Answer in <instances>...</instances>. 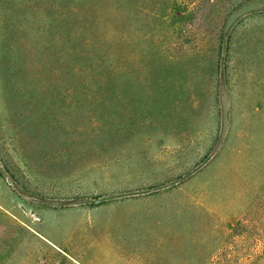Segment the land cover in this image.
<instances>
[{"label": "rangeland", "instance_id": "374dc122", "mask_svg": "<svg viewBox=\"0 0 264 264\" xmlns=\"http://www.w3.org/2000/svg\"><path fill=\"white\" fill-rule=\"evenodd\" d=\"M0 176V264H264V0H0Z\"/></svg>", "mask_w": 264, "mask_h": 264}, {"label": "crops", "instance_id": "0c3cea01", "mask_svg": "<svg viewBox=\"0 0 264 264\" xmlns=\"http://www.w3.org/2000/svg\"><path fill=\"white\" fill-rule=\"evenodd\" d=\"M20 200L11 185L0 176V210L15 219H21L23 214L19 210Z\"/></svg>", "mask_w": 264, "mask_h": 264}, {"label": "trees", "instance_id": "16d2710c", "mask_svg": "<svg viewBox=\"0 0 264 264\" xmlns=\"http://www.w3.org/2000/svg\"><path fill=\"white\" fill-rule=\"evenodd\" d=\"M101 41L99 37V72L106 74L108 73V71H111L112 66L110 65V62L113 60V57H111V54L107 53L109 52V46L104 44L103 42L100 43ZM112 90L113 87L107 83L99 85V92L110 93L112 92Z\"/></svg>", "mask_w": 264, "mask_h": 264}]
</instances>
